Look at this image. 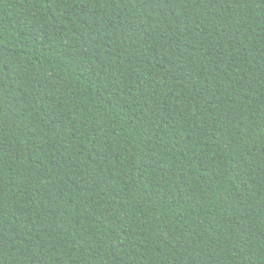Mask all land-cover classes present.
I'll return each instance as SVG.
<instances>
[{
	"label": "trees",
	"instance_id": "obj_1",
	"mask_svg": "<svg viewBox=\"0 0 264 264\" xmlns=\"http://www.w3.org/2000/svg\"><path fill=\"white\" fill-rule=\"evenodd\" d=\"M0 264H264V0H0Z\"/></svg>",
	"mask_w": 264,
	"mask_h": 264
}]
</instances>
